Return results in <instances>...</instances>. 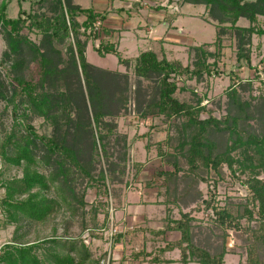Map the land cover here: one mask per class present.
<instances>
[{"label":"trees","instance_id":"trees-1","mask_svg":"<svg viewBox=\"0 0 264 264\" xmlns=\"http://www.w3.org/2000/svg\"><path fill=\"white\" fill-rule=\"evenodd\" d=\"M179 2L205 5L207 20L216 27L212 42L190 45L192 59L186 64L160 57L152 48L134 60L124 57L119 43L107 38L108 11L74 0H31L28 10L22 8L12 18L2 3L0 32L7 51L0 65L9 62L10 69L8 81L0 74V101H5L4 110L11 108L12 122L0 138V206L4 226L14 224L15 230L0 248V264H113L118 244L128 245L140 232L150 237L144 236L141 249L124 253L119 264H225L226 254L237 251L245 264H264V95L258 104L255 96L244 98L241 89L252 90L253 80L242 78L238 69L229 73L228 107L222 116L202 105L203 95L195 102L177 96L180 78L203 81L221 75L226 34L236 40L238 67L251 66L252 39L264 36L259 19L264 0ZM241 19L248 25H241ZM92 39L99 40L95 50L100 55L113 54L120 64L133 67L137 85L125 71L88 61ZM143 80L154 83L151 91ZM133 99L140 119L159 118L166 124L165 141L156 143L161 167L142 187L147 193L155 191L167 216L164 227L117 224L109 233L111 206L119 210L127 205L131 143L118 131L117 119L129 113ZM36 117L43 119V131L32 124ZM133 167L132 179L143 164L134 162ZM14 168L19 173L7 174ZM181 177L186 186L175 194ZM227 179L241 183L246 194L227 195L219 202L215 190ZM201 183L207 195L195 190V205L180 209L182 198ZM89 190L95 193L92 202L87 200ZM174 207L179 217L172 215ZM208 209L216 217L204 224L194 212ZM62 212L66 217L59 233L55 218ZM72 225L78 226L77 232H70ZM25 226L34 228L33 238ZM49 226L51 232L42 234L40 229ZM229 231L238 246L233 249L226 246ZM168 232L180 235L166 239ZM197 232L204 244L196 240ZM208 233L217 241L211 242ZM95 240L100 243L93 247ZM175 249L179 257L168 258L166 253Z\"/></svg>","mask_w":264,"mask_h":264},{"label":"rangeland","instance_id":"rangeland-1","mask_svg":"<svg viewBox=\"0 0 264 264\" xmlns=\"http://www.w3.org/2000/svg\"><path fill=\"white\" fill-rule=\"evenodd\" d=\"M31 0H0V8L2 3H7V12L10 17L15 18L19 15L20 9L28 10ZM84 7H94L99 11H108V16L112 18L109 21L115 28H110L112 32L108 34L107 38H110L114 42L119 43V50L124 57L134 60L141 52L154 49L160 57L166 56L168 59H179L184 64L189 63L192 59L189 53V47L191 44H202L206 42H212L216 38V27L214 21L207 20L208 10L205 5L185 3L180 4L179 0H149L144 2L143 0H74ZM150 2V3H149ZM146 3V4H144ZM123 5V6H122ZM129 5V6H125ZM130 5H134L132 8ZM146 5V6H145ZM121 7V8H120ZM124 7H130L126 9ZM206 9V10H205ZM132 12L130 13V11ZM160 17V21L150 17ZM162 19V20H161ZM260 23L264 25V16H259ZM170 22L167 26V32H163L166 27L162 21ZM156 21V22H154ZM160 24H159V23ZM155 23V25H154ZM158 23V25H156ZM132 24V25H131ZM240 24L243 26L248 25L246 19H241ZM141 25V26H140ZM150 25L156 28L153 33L150 29ZM160 25V26H159ZM129 28V29H127ZM30 36L39 41V37L30 34ZM106 36V35H105ZM223 55L219 63V67L222 73L219 77H211L203 81L189 80L185 81L183 78L179 79L180 89L177 91L179 98H184L195 102L199 96L203 95L204 99L202 105H206L214 115L222 116L226 114L228 107V100L225 91L230 84L231 71H238L242 78L253 80V89L248 90L241 89L242 96L246 99H252V96L256 97L255 103H260V95H264V36H254L251 45V66L243 64L242 68L238 67L236 60L237 44L234 37H230L229 34L224 36ZM99 44V40H89L87 46V58L88 61L98 67L108 68L112 70L119 69L127 72L132 77L133 85H137V80L133 75V67L127 68L123 64L118 62V57L113 54L100 55L95 47ZM7 51V42L4 39L3 33L0 32V63L4 61V53ZM36 64L31 65L33 68ZM9 62L0 65V74L8 81ZM257 69V71H256ZM31 70V73H33ZM258 73V76L257 74ZM260 77V78H258ZM142 82V81H141ZM143 86H150L149 90H152L154 83L152 81L143 80ZM136 102L133 99L130 104V111L126 115H122L117 119L118 131L126 133L131 143L130 149V183L124 188L126 192L125 201L126 207H122L119 210L112 208L111 206V225L109 233L115 232L117 224L126 225V227H135L141 225L142 227L148 226L152 228L164 227L165 217L167 216L165 206L157 201L155 191L146 192L142 187V181L149 179L155 170L160 169L161 159L158 155L157 144L161 141H165L167 137L166 124H162L159 118H149L147 120L140 119L135 110ZM5 101H0V138L3 131L12 122L11 108L4 110ZM29 113V111L27 112ZM43 119L36 117L32 120V124L39 130L43 131L42 127ZM254 128H256L257 121L252 122ZM155 125V126H153ZM149 133L146 137L142 135ZM142 163L143 167L139 170L137 178L132 179L133 172L135 173L136 167H133V163ZM3 167L0 163V168ZM3 169V168H2ZM16 171L14 168L8 171L7 174H12ZM246 175H243L245 178ZM186 182L182 177L177 182V188L175 194L180 192L181 188H185ZM200 189L204 197L207 195V186L205 183H201L198 188L191 190L187 196L183 197L180 201L179 208L182 210H189L195 205L194 192ZM217 200L222 202L226 196H234L239 198L246 194L245 188L241 183H232L231 179L221 183L217 190ZM147 193V194H146ZM3 194V189H0V196ZM95 198L93 190H89L87 200L92 202ZM162 199V198H160ZM195 201V202H194ZM112 205V201L110 200ZM222 204V203H221ZM223 205V204H222ZM172 215L179 217V208L174 207ZM199 220L203 219L202 223L208 222L209 219H214L216 216L212 209H208L205 212H194ZM66 215L62 212L55 218V227L59 233L63 232L64 222L63 218ZM102 217V216H101ZM144 217V218H143ZM6 216L1 212L0 206V248L3 244L9 242L14 234L15 225L5 224ZM77 225H72L70 228L71 233L77 232ZM23 230H29L28 238H33L35 230L30 226H25ZM41 233H50V226L48 228L40 229ZM144 232H140L136 236H132V242L119 243L116 247L115 256L116 261L113 264H119V259L126 253L128 254L132 250H139L142 248L143 240L148 234L143 236ZM146 233V232H145ZM178 232H168L165 235L166 239H177L179 237ZM87 233L84 234V237ZM208 238L211 242H216V236L213 233H208ZM196 240L203 243L204 238H200V235L196 234ZM87 238L86 242L88 243ZM156 241V240H155ZM100 243L99 240L93 241V247ZM161 244V242H157ZM155 244V245H157ZM204 244V243H203ZM150 249H152V243H147ZM110 243L105 244L108 248ZM226 246L228 249L238 247L234 237V233L229 231V235L226 238ZM132 249V250H131ZM228 253L225 256V264H245V256L241 253ZM168 258L176 260L179 257V250L175 249L166 253ZM171 264H180L177 261ZM196 264V263H192Z\"/></svg>","mask_w":264,"mask_h":264},{"label":"crops","instance_id":"crops-1","mask_svg":"<svg viewBox=\"0 0 264 264\" xmlns=\"http://www.w3.org/2000/svg\"><path fill=\"white\" fill-rule=\"evenodd\" d=\"M138 1H139V0H138ZM143 1H144V2H147V1H149V0H143ZM149 3H150V2H149ZM144 4H146V3H144ZM122 6H123V5H122ZM125 6H129V5H125ZM130 6H131V8H132L134 5H130ZM145 6H146V5H145ZM120 8H121V7H120ZM124 8H125V10H126V9H129L130 7H129V8H128V7H124ZM205 10H206V9H205ZM131 12H132V10L130 11V13H131ZM151 18L156 19V20H159V19H160V17L158 18L157 16L150 17V19H151ZM153 19H151V20H153ZM111 20H112V18L108 16L107 19H106V21H105V27H107V28L112 32V30H111L110 28H115V27H114L112 24L109 23V21H111ZM161 20H162V19H161ZM159 21H160V20H159ZM154 22H156V21H154ZM163 22H167V23H165V24H166V25H165L166 28L163 29V30H164L163 32H167V29H168L167 26L170 25V22L164 20V21L161 22V24H160L159 22H158V23H159L160 25H162ZM158 23H157L156 25H158ZM131 25H132V24H131ZM154 25H155V23H154ZM160 25H159V26H160ZM140 26H141V25H140ZM127 29H129V28H127ZM150 29H151V31H152L153 33H154L155 30H156V28H155L154 26H152V25H150ZM120 41H121V40H119V44H120ZM143 218H144V217H143Z\"/></svg>","mask_w":264,"mask_h":264},{"label":"built area","instance_id":"built-area-1","mask_svg":"<svg viewBox=\"0 0 264 264\" xmlns=\"http://www.w3.org/2000/svg\"><path fill=\"white\" fill-rule=\"evenodd\" d=\"M100 24H101L100 21H98V22L96 23V28H97V29H98V27L100 26Z\"/></svg>","mask_w":264,"mask_h":264}]
</instances>
